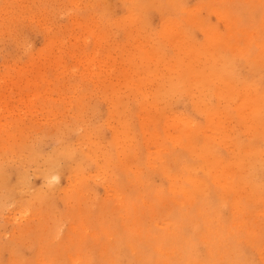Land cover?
Instances as JSON below:
<instances>
[{"label": "rangeland", "instance_id": "rangeland-1", "mask_svg": "<svg viewBox=\"0 0 264 264\" xmlns=\"http://www.w3.org/2000/svg\"><path fill=\"white\" fill-rule=\"evenodd\" d=\"M183 1H150L139 23L131 28L122 0H0V264H74L69 259L73 250L74 258H82L75 264H109L112 256L110 264L113 260L123 264L126 259L125 264L130 260L128 264H138L131 254L124 259L122 251L115 249L116 232L123 230L118 214L123 196L135 190L128 182L122 193L113 181L125 173L116 167L118 152L127 147L122 159L134 165L131 156L137 150H131L136 146L151 162L143 169L146 183L165 188L169 178L159 168L164 164L161 142L165 135L162 130L160 134L152 131L151 117L156 116L157 127L172 136L177 135L179 123L172 115L191 116L196 122L203 119L191 111V97L176 95L163 105L155 99L153 92L169 76V70L158 63L151 45L161 46V57L176 53L179 46L167 38L171 21L181 24L190 42L206 41L201 26L184 24L183 8L196 9L197 20L208 23L221 37L242 43L244 35L239 30L243 28L257 40L263 34L259 25L264 4L260 0H235L229 5L223 0L224 7L233 12L230 16L228 9L227 18L211 10L222 7V0H213L214 5L212 0ZM218 3L221 5L216 6ZM253 5L254 17L249 13ZM236 15L242 20L240 25L247 27L231 28V24L238 25L233 20ZM232 33L238 36L233 38ZM137 43L145 44L137 48ZM146 46L149 56L144 62L139 53L144 55ZM235 68L239 81L250 73L242 63ZM251 79L264 84V70ZM213 103L226 106L217 100ZM119 118L125 119L130 129L125 143L116 147L113 139L121 138L115 134L121 127ZM225 126L237 135L233 119H226ZM235 149L231 143L217 151L229 158ZM107 151L114 154L115 163L104 172L101 166ZM259 178L264 180V170L258 172ZM141 189L145 193V187ZM37 195L41 200L35 199ZM168 202L164 205L170 210ZM246 202L264 208V201L258 206ZM225 216L232 218L227 210ZM241 217L249 220L253 216L243 212ZM259 241L258 255H262L246 246L248 262L264 264V238ZM198 247L203 253L204 246Z\"/></svg>", "mask_w": 264, "mask_h": 264}, {"label": "bare ground", "instance_id": "bare-ground-1", "mask_svg": "<svg viewBox=\"0 0 264 264\" xmlns=\"http://www.w3.org/2000/svg\"><path fill=\"white\" fill-rule=\"evenodd\" d=\"M122 1L127 6L126 17L129 21L127 26L131 28L141 20L138 18L147 8V4L150 1L154 2V0ZM229 1L233 3L235 0H225L227 5ZM245 1L251 0H244L243 3ZM225 2L223 1L222 7L219 8L209 6L212 12L227 18L228 9L230 16L233 12H230L232 10L227 5H225L227 9L224 7ZM211 3L214 5L215 2L212 0ZM259 3L264 4V0H260ZM196 11L183 8L182 20L185 25H199L203 28L207 37L204 43L190 42L181 24L178 21H171L167 24L169 31L167 38L169 42L179 46L174 49L176 53L171 51L170 57L162 58L161 46L152 44L150 49L151 53L157 56L158 63H164L163 66L169 70V76L165 77V81L153 92L158 103L167 104L166 100L176 95L191 97L189 104L191 111L199 113L203 118L201 122H196L191 116L172 115L179 121L177 135L172 136L167 135L163 127L160 126L161 129L157 127L159 122L156 116L151 117L150 123L154 127L152 131L160 134L159 131L162 130L165 135L161 142L165 150L164 156L161 157L164 164L159 168L163 175L168 176V185L159 189L151 183H146L143 169L148 164L150 166L151 162L148 157L144 159L140 155L136 146L132 145L134 147L131 150V152L137 150L131 156L134 165L122 159L127 147L117 155L120 161L116 167L124 170L126 174L121 173L119 177L114 178L115 185L123 193L129 182L135 190L133 194L123 196L121 211L118 213L121 218L119 225L123 230H116L115 249H118L116 252L122 251L120 254L124 259L131 254L138 264H254V261L248 262L246 246L258 255L261 248L256 242L259 238L260 240L264 238V208L258 206L259 202L264 201V180L257 179L258 172L264 170V84L263 81L260 84L251 79H255L257 71L264 70V10L260 19L262 23L259 25L263 34L257 40L247 28H243L239 30L240 34L242 35V31L244 35L243 40H240L242 43L234 41L230 36L221 37L216 34L218 32L208 26V23L197 20ZM238 13L242 14V11ZM249 13L252 17L257 14L255 5ZM237 15L233 16V20H236L238 25L231 24L232 29L242 25H240L242 20L240 22ZM244 18L243 20L247 19ZM175 32L179 35H175ZM237 36L234 34L233 38ZM143 44L145 43H137V48H143ZM147 50L148 47L143 51L144 55L139 53L144 62L146 56H149ZM238 63L246 65L250 71L248 76L240 81L235 68ZM261 77L263 75H258V78ZM140 94L145 95L144 92ZM213 100L224 102L226 106L214 104ZM144 104V102L141 104V108ZM229 118L237 124V135H233L225 126L226 119ZM119 122L121 127L115 129V134L116 138L119 135L121 138L113 139L116 147L125 143V135H128L130 129L125 119L119 118ZM141 130L143 132V127ZM241 135H244V139H241ZM231 143L236 146L231 157L226 158L218 153L220 146H228ZM177 149L179 151H176ZM65 154L69 155L67 152ZM106 155V161L101 166L104 172L111 163L113 166L115 163L111 151ZM170 163L175 167L172 168ZM141 187H145L143 190L145 193H142ZM35 199L39 201L41 197L37 195ZM245 200L258 207L251 206ZM168 201L172 205L170 210L164 205ZM258 209L259 212L253 215ZM226 210L230 211L232 218L225 216ZM243 212H250L253 217L243 220L241 217ZM249 224L252 225L248 226ZM109 232L105 231L104 234L111 236L112 232ZM199 244L204 246L203 253L199 251L201 250ZM73 251L70 256L68 255L72 263L75 264L79 258L82 262L81 256L73 257V254H76ZM79 254L84 258L83 252ZM107 255L108 249L105 255H102L103 262L106 261ZM112 257L110 260L115 258ZM115 263V260L111 261V264Z\"/></svg>", "mask_w": 264, "mask_h": 264}]
</instances>
